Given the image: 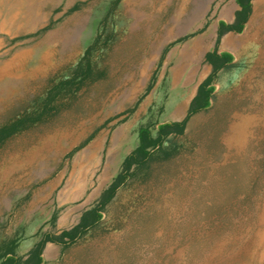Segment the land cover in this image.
Listing matches in <instances>:
<instances>
[{"label": "rangeland", "instance_id": "rangeland-1", "mask_svg": "<svg viewBox=\"0 0 264 264\" xmlns=\"http://www.w3.org/2000/svg\"><path fill=\"white\" fill-rule=\"evenodd\" d=\"M114 1L0 0V125L16 110H36L93 43L92 65L103 72L74 98L61 97L57 105L65 106L47 120L0 147V255L5 242L18 239L15 252L25 258L42 232H57L49 216L62 189L68 223L80 207L93 206L138 144L139 127L151 124L155 130L184 118L209 71L204 52L215 47L227 0ZM259 1L250 68L227 69L225 86L218 73L210 106L189 119L184 134L164 140L162 147L173 151L169 158H153L137 169L107 204L97 229L61 253L52 250L57 257L48 264H264V0ZM61 172L63 182L55 188ZM212 175L220 178L215 182Z\"/></svg>", "mask_w": 264, "mask_h": 264}, {"label": "trees", "instance_id": "trees-1", "mask_svg": "<svg viewBox=\"0 0 264 264\" xmlns=\"http://www.w3.org/2000/svg\"><path fill=\"white\" fill-rule=\"evenodd\" d=\"M237 1L241 8L235 13V20L229 24L224 21L218 22L219 27L217 28L215 48L205 54V61L212 66L211 71L198 84L196 93L193 96L195 99L191 98V102H189L188 105L189 108H187L184 118L161 123L155 130L150 124L141 125L138 130V144L123 158L120 170L112 178L108 186L102 190L95 204L83 210L76 224L59 232H42L25 258L18 256L15 252L18 239H11L5 242L1 248L0 264H42V253L47 242L61 244L64 249L77 242L87 232L101 223L104 214L103 211H105L104 209H106L107 204L115 196L117 190L123 186L129 178L135 175L137 169L148 166L153 158L168 157L172 154L173 151H167L162 147L164 140L169 135H179L178 133H183L189 119L194 114L209 107L215 89L214 82L217 79L219 70L230 60V56L227 53H222L220 55L217 51L221 36L229 30H241L244 21L251 12V0ZM117 2L118 0L114 1L115 4ZM96 40H98V38ZM179 40H182V38L178 39V41ZM93 47L94 43L86 48L84 55L75 66L71 75L51 86L36 110L28 111L27 108L16 110V114L0 125V147L14 134L47 120L48 116L58 111V107L65 106V103H63V105H57V101L60 100L61 97H67V99L74 98L76 92L86 84L87 81L100 78L103 75L102 71L95 70L92 65L90 54ZM155 74L156 72H154L147 90L151 88ZM128 111H132V109ZM158 153L163 154L154 157L155 154ZM53 222L54 216L52 217L51 223Z\"/></svg>", "mask_w": 264, "mask_h": 264}, {"label": "crops", "instance_id": "crops-1", "mask_svg": "<svg viewBox=\"0 0 264 264\" xmlns=\"http://www.w3.org/2000/svg\"><path fill=\"white\" fill-rule=\"evenodd\" d=\"M259 0H251V12L249 13L247 19L244 21L241 30H229L226 31L220 38L217 51L221 55L222 53H227L230 56V60L219 70V85L225 86L227 80V69L232 68L234 70H238L240 67H249V63L254 60L253 57L257 52L256 45L250 40L252 36H255V30L253 29V23L255 21V16L258 14ZM236 3V4H235ZM241 8L239 2L237 0H227L222 6V16L220 17L219 21H224L225 23L229 24L235 20V13ZM254 17V18H253ZM253 18V19H252ZM244 27V28H243ZM247 28V29H246ZM252 30V31H251ZM228 37V38H227ZM247 41V42H246ZM251 44V45H250ZM242 45V46H241ZM254 45V46H253ZM246 47V48H245ZM255 47V48H253ZM215 47H209L204 52V56L206 52L212 51ZM248 50V51H247ZM250 54V55H249ZM244 55V57H243ZM237 56V57H236ZM248 58V59H247ZM205 59V57H204ZM245 59V60H243ZM249 60V61H248ZM207 63V69H209L208 73L211 71V64ZM245 63V64H244ZM238 66V67H237ZM156 72V71H155ZM203 76L200 82L208 75ZM154 74V73H153ZM199 82V83H200ZM198 83V84H199ZM197 84V86H198ZM193 91L191 98L196 93V89ZM189 99V101L191 100ZM189 101L187 103V108L189 105ZM63 182V172H61L60 176L55 178L54 186L60 185ZM63 186V185H62ZM53 209L49 216L50 222L52 221V217L54 216V222L57 232L65 229L70 228L74 224L79 221L81 213L86 208L80 207V214H77V218H74L72 223H68V211L63 212V189L61 190L59 196L54 200ZM33 246V245H32ZM58 246V247H57ZM45 256H43V263L48 264L50 260L57 257V255L53 256L51 254L52 250H58L60 253L63 252L64 248L61 244L57 245L55 242H47L45 245ZM30 249V248H29ZM49 254V255H48ZM48 256V257H47Z\"/></svg>", "mask_w": 264, "mask_h": 264}, {"label": "bare ground", "instance_id": "bare-ground-1", "mask_svg": "<svg viewBox=\"0 0 264 264\" xmlns=\"http://www.w3.org/2000/svg\"><path fill=\"white\" fill-rule=\"evenodd\" d=\"M5 1H7V0H5ZM37 1H38V0H37ZM40 1H41V0H40ZM62 1H63V0H62ZM98 1H99V0H98ZM10 2H11V1H10ZM10 2H9V3H10ZM78 2H79V1H78ZM84 2H85V1H84ZM0 3H1V2H0ZM19 3H20V2H19ZM43 3H44V1H42V4H43ZM50 3H51V1H50ZM1 4H2V3H1ZM4 4H5V3H4ZM36 4H37V3H36ZM76 4H77V3H76ZM235 4H236V3H235ZM262 4H263V3H262ZM15 5H16V4H15ZM37 5H38V4H37ZM37 5H35V6H37ZM48 5H49V4H48ZM74 5H75V4H74ZM40 6H41V5H39V7H40ZM62 6H63V5H62ZM10 7H11V6H10ZM12 7H13V6H12ZM172 7H173V6H172ZM5 8H6V7H5ZM221 8H222V7H221ZM10 9H11V8H10ZM10 9H9V10H10ZM29 9H30V8H29ZM39 9H40V8H39ZM48 9H49V8H48ZM45 10H46V9H45ZM55 10H56V9H55ZM61 10H62V9H61ZM70 10H71V9H70ZM222 10H223V9H222ZM0 11H1V10H0ZM31 11H32V10H31ZM33 11H34V10H33ZM49 11H50V10H49ZM53 11H54V10H53ZM85 11H86V10H85ZM14 12H15V11H14ZM25 12H26V11H25ZM43 12H44V11H43ZM31 13H32V12H31ZM3 14H4V13H3ZM5 14H6V13H5ZM11 14H12V13H11ZM62 14H64V13H62ZM169 14H170V13H169ZM260 14H261V13H260ZM263 14H264V13H263ZM0 15H1V12H0ZM35 15H36V14H35ZM261 15H262V14H261ZM28 16H29V15H28ZM165 16H166V15H165ZM49 17H51V16H49ZM64 17H65V16H64ZM19 18H20V17H19ZM21 18H22V17H21ZM24 18H25V17H24ZM53 18H54V17H53ZM58 18H59V17H58ZM58 18H57V20H58ZM253 18H254V17H253ZM253 18H252V19H253ZM22 19H23V18H22ZM27 19H28V18H27ZM43 19H44V18H43ZM43 19H42V20H43ZM81 19H82V18H81ZM260 19H261V18H260ZM13 20H14V19H13ZM89 20H90V18H89ZM25 21H26V20H25ZM27 21H28V20H27ZM54 21H55V20H54ZM59 22H60V21H59ZM54 23H55V22H54ZM15 24H16V23H15ZM24 24H25V23H24ZM40 24H43V23H40ZM74 24H75V23H74ZM216 24H217V23H216ZM49 25H50V24H49ZM55 25H56V24H55ZM206 25H207V24H206ZM206 25H205V26H206ZM211 25H212V24H211ZM14 26H15V25H14ZM18 26H20V24H18ZM33 27H34V26H33ZM44 27H45V26H44ZM49 27H50V26H49ZM212 27H213V26H212ZM218 27H219V26H218ZM13 28H14V27H13ZM37 28H38V27H37ZM42 28H43V27H42ZM52 28H53V27H52ZM120 28H122V27H120ZM125 28H127V27H125ZM131 28H132V27H131ZM243 28H244V27H243ZM16 29H18V28H16ZM140 29H141V27H140ZM144 29H145V28H144ZM212 29H213V28H212ZM246 29H247V28H246ZM18 30H19V29H18ZM31 30H32V29H31ZM123 30H124V29H123ZM137 30H138V29H137ZM197 30H198V29H197ZM216 31H217V29H216ZM251 31H252V30H251ZM37 32H38V31H37ZM197 32H198V31H197ZM211 32H212V30H211ZM214 32H215V31H214ZM134 33H135V32H134ZM187 33H188V32H187ZM204 33H205V32H204ZM15 34H16V33H15ZM34 34H35V33H34ZM130 34H131V32H130ZM4 35H5V34H4ZM150 35H151V34H150ZM114 36H115V35H114ZM116 36H117V35H116ZM128 36H130V35H128ZM131 36H132V35H131ZM196 36H197V35H196ZM204 36H205V35H204ZM116 38H117V37H116ZM116 38H115V39H116ZM149 38H150V37H149ZM200 38H201V37H200ZM227 38H228V37H227ZM0 39H1V38H0ZM35 39H36V38H35ZM113 39H114V38H113ZM197 39H198V38H197ZM133 40H134V39H133ZM150 40H151V39H150ZM139 41H140V40H139ZM199 41H200V40H199ZM0 42H1V41H0ZM134 42H135V41H134ZM148 42H149V41H148ZM190 42H191V41H190ZM246 42H247V41H246ZM203 44H204V43H203ZM134 45H135V44H134ZM186 45H188V44H186ZM186 45H185V46H186ZM250 45H251V44H250ZM2 46H3V45H2ZM154 46H155V45H154ZM201 46H202V45H201ZM241 46H242V45H241ZM253 46H254V45H253ZM26 47H27V46H26ZM28 47H29V46H28ZM188 47H189V45H188ZM206 47H207V46H206ZM20 48H22V47H20ZM20 48H19V49H20ZM118 48H119V47H118ZM179 48H180V47H179ZM183 48H184V47H183ZM185 48H186V47H185ZM245 48H246V47H245ZM253 48H255V47H253ZM2 49H3V48H2ZM11 50H12V49H11ZM247 51H248V50H247ZM144 52H145V51H144ZM256 53H257V52H256ZM24 54H25V53H24ZM144 55H145V54H144ZM249 55H250V54H249ZM4 56H5V55H4ZM6 56H7V55H6ZM147 56H148V55H147ZM1 57H2V56H1ZM144 57H145V56H144ZM236 57H237V56H236ZM243 57H244V55H243ZM255 57H256V56H255ZM157 58H158V57H157ZM14 59H15V58H14ZM175 59H177V58H175ZM179 59H180V58H179ZM247 59H248V58H247ZM243 60H245V59H243ZM141 61H143V60H141ZM167 61H168V60H167ZM177 61H178V60H177ZM248 61H249V60H248ZM200 63H201V62H200ZM252 63H253V62H252ZM0 64H1V63H0ZM139 64H140V63H139ZM165 64H166V63H165ZM165 64H164V65H165ZM193 64H194V63H193ZM244 64H245V63H244ZM189 65H190V64H189ZM194 65H195V64H194ZM249 66H250V65H249ZM6 67H7V66H6ZM192 67H193V66H192ZM237 67H238V66H237ZM4 68H5V67H4ZM190 68H191V67H190ZM242 68H243V67H242ZM249 68H250V67H249ZM185 69H186V68H185ZM188 70H189V69H188ZM186 71H187V69H186ZM236 71H237V70H236ZM246 71H247V70H246ZM149 72H150V71H149ZM241 72H242V71H241ZM232 73H233V72H232ZM232 73H231V74H232ZM238 73H239V72H238ZM245 74H246V73H245ZM234 75H235V74H234ZM238 75H240V74H238ZM243 75H244V74H243ZM243 75H242V76H243ZM183 76H184V75H183ZM186 76H187V74H186ZM231 76H232V75H231ZM149 77H150V76H149ZM249 77H250V76H249ZM7 78H8V77H7ZM182 78L184 79V77H182ZM240 78H241V77H240ZM135 79H136V78H135ZM230 79H231V77H230ZM249 79H250V78H249ZM252 79H253V78H252ZM189 80H190V79H189ZM245 80H246V79H245ZM2 81H3V80H2ZM232 81H234V79H232ZM179 82H180V81H179ZM179 82H178V83H179ZM190 82H191V81H190ZM237 82H238V81H237ZM182 83H184V82H182ZM222 85H223V84H222ZM239 85H240V84H239ZM242 85H243V84H242ZM242 85H241V86H242ZM248 85H249V84H248ZM218 86H219V85H218ZM230 86H231V85H230ZM233 86H234V85H233ZM237 86H238V85H237ZM237 86H236V87H237ZM192 87H193V86H192ZM226 87H227V85H226ZM226 87H225V88H226ZM236 87H235V88H236ZM229 89H230V88H229ZM245 89H246V88H245ZM226 90H228V89H226ZM223 91H224V90H223ZM231 91H232V90H231ZM244 91H245V90H244ZM233 92H234V91H233ZM237 92H239V91H237ZM240 92H241V91H240ZM177 93H178V92H177ZM222 94H223V93H222ZM241 94H242V93H241ZM231 95H232V94H231ZM233 95H235V94H233ZM137 96H138V95H137ZM237 96H238V93H237ZM221 97H222V96H221ZM258 97H260V96H258ZM192 98H194V97H192ZM231 98H232V97H231ZM235 98H236V97H235ZM237 98H238V97H237ZM237 98H236V99H237ZM240 98H241V97H240ZM242 98H243V97H242ZM182 99H183V98H182ZM194 99H195V98H194ZM217 99H218V98H217ZM229 99H230V98H229ZM238 99H239V98H238ZM238 99H237V100H238ZM245 99H246V97H245ZM183 100H184V99H183ZM224 100H226V97H225ZM242 100H243V99H242ZM248 100H249V99H248ZM215 101H217V100H215ZM231 101H232V100H231ZM235 101H236V100H235ZM235 101H234V102H235ZM249 101H250V100H249ZM255 101H256V100H255ZM189 102H191V101H189ZM221 102H222V101H221ZM223 102H224V101H223ZM227 102H228V101H227ZM237 102H238V101H237ZM239 102H240V101H239ZM242 102H243V101H242ZM218 103L221 104L219 101H218ZM218 103H216V104H218ZM251 103H252V102H251ZM251 103H250V104H251ZM254 103H255V102H254ZM179 104H180V103H179ZM183 104H184V103H183ZM243 104H244V103H243ZM243 104H242V105H243ZM176 105H177V104H176ZM231 105H232V104H231ZM239 105H240V104H239ZM248 105H249V104H248ZM180 106H181V105H180ZM180 106H179V107H180ZM209 106H210V105H209ZM225 106H226V105H225ZM175 107H176V106H175ZM230 107H231V106H230ZM250 107H251V106H250ZM250 107H249V108H250ZM188 108H189V107H188ZM215 108H216V107H215ZM246 108H247V107H246ZM217 109H219V108H217ZM240 109H242V108L240 107ZM166 110H167V109H166ZM214 110H215V109H214ZM220 110H221V109H220ZM231 110H232V109H231ZM237 110H238V109H237ZM237 110H236V111H237ZM243 110H244V109H243ZM245 110H246V109H245ZM172 111H173V110H172ZM208 111H209V110H208ZM240 111H241V110H240ZM223 112H224V111H223ZM225 112H226V111H225ZM238 112H239V111H237V113H238ZM207 113H208V112H207ZM242 113H243V112H242ZM163 114H164V113H163ZM215 114H216V112H215ZM240 114H241V113H240ZM250 114H251V113H250ZM177 115H178V114H176V116H177ZM204 115H206V114H204ZM221 115H223V114H221ZM236 115H237V114H236ZM238 115H239V114H238ZM165 116H167V115H165ZM168 116H169V115H168ZM181 116H182V115H181ZM181 116H180V117H181ZM226 116H227V115H226ZM178 117H179V116H178ZM215 117H216V116H215ZM172 118H173V117H172ZM222 118H223V117H222ZM173 119H174V118H173ZM175 119H176V118H175ZM192 119H193V118H192ZM204 119H205V118H204ZM216 119H217V118H216ZM216 119H215V120H216ZM219 119H220V118H219ZM223 119H224V118H223ZM229 119H230V118H229ZM162 120H163V119H162ZM225 120H226V119H225ZM225 120H224V121H225ZM236 120H237V119H236ZM236 120H235V121H236ZM224 121H223V123H224ZM227 121H228V120H227ZM227 121H226V122H227ZM202 122H203V121H202ZM215 122H216V121H215ZM215 122H214V123H215ZM229 122H230V121H229ZM239 122H241V125H242V121L240 120ZM247 122H248V120H247ZM188 123H189V122H188ZM199 123H200V122H199ZM244 123H246V122H244ZM207 124H209V122H208ZM150 125H151V124H150ZM195 125H196V124H195ZM210 125H212V124H210ZM196 126H197V125H196ZM204 126H205V123H204ZM204 126H203V127H204ZM207 126H208V125H207ZM207 126H206V127H207ZM223 126H224V125H223ZM230 126H231V125H230ZM246 126H248L247 123H246ZM147 127H148V126H147ZM186 127H187V126H186ZM221 127H222V126H221ZM232 127H233V126H232ZM232 127H231V128H232ZM247 128H248V127H247ZM247 128H246V129H247ZM221 129H222V128H221ZM184 130H185V129H184ZM184 130H183V131H184ZM222 130L225 131V127H224V129H222ZM199 131H200V130H199ZM217 131H219L218 128H217ZM192 132H193V131H192ZM213 132H214V131H213ZM215 132H216V131H215ZM230 132L232 133V130H231ZM236 132H237V131H236ZM177 133H178V132H177ZM181 133H182V132H181ZM181 133H178V134H181ZM216 133H217V132H216ZM222 133H223V132H222ZM237 133H238V132H237ZM152 134H154V133H152ZM183 134H184V133H183ZM214 134H215V133H214ZM214 134H213V135H214ZM189 135H190V134H189ZM215 135H216V134H215ZM221 135H222V134H221ZM235 135H236V134L234 133V137H236ZM180 136H181V135H180ZM226 136H228V135H226ZM226 136H225V137H226ZM186 137H187V135H186ZM225 137H224V138H225ZM234 137H233V138H234ZM244 137H245V136H244ZM244 137H243V138H244ZM214 138H216V137H214ZM186 139H187V138H186ZM195 139H196V138H195ZM208 139H209V137H208ZM210 139H211V138H210ZM216 139H217V138H216ZM187 140H188V139H187ZM212 140H214V139L212 138ZM243 140H244V139H243ZM215 141H216V140H215ZM224 141H226V140L224 139ZM229 141H230V140H229ZM229 141H228L227 143L231 144L232 141H231V142H229ZM241 141H242V140H241ZM125 142H126V141H125ZM189 142H190V141H189ZM191 142H192V141H191ZM197 142H198V141H197ZM216 142H217V141H216ZM166 143H167V142H166ZM219 143H220V142H219ZM204 144H205V143H204ZM211 144H213V143H211ZM214 144H215V142H214ZM236 144H237V143H236ZM239 144H240V143H239ZM164 145H165V144H164ZM185 145H187V144H185ZM209 145H210V144H209ZM215 145H216V144H215ZM225 145H228V144H225ZM225 145H224V146H225ZM233 145H234V144H233ZM240 145H241V144H240ZM187 146H189V145H187ZM190 146H191V145H190ZM220 146H221V145H220ZM231 146H232V145H230V147H231ZM236 146H238V144H237ZM185 147H186V146H185ZM213 147H214V146H213ZM188 148H189V147H188ZM218 148H219V147H218ZM225 148H227V147H225ZM233 148H234V147H233ZM190 149H191V148H190ZM229 149H230V148H229ZM184 150H185V149H184ZM195 150H196V149H195ZM195 150H194V152L197 151V150H196V151H195ZM198 150H199V148H198ZM206 150H207V149H206ZM187 151H188V150H187ZM230 151H231V150H230ZM176 152H177V151H176ZM181 152H183L182 149H181ZM184 152H185V151H184ZM188 152L190 153V151H188ZM192 152H193V151H192ZM199 152H200V151H198V153H199ZM250 153H251V152H250ZM176 154H177V153H176ZM176 154H175V155H176ZM179 154H180V153H179ZM179 154H178V155H179ZM192 154H193V153H192ZM213 154H214V153H213ZM166 155H167V154H166ZM200 155H201V154H200ZM202 155H203V154H202ZM169 156H170V155H169ZM169 156H168V157L166 156V157L169 158ZM172 156H173V155H172ZM203 156H204V155H203ZM205 156H206V155H205ZM205 156H204V157H205ZM182 157H183V156H182ZM206 157H207V156H206ZM211 157H212V156H211ZM248 157H249V156H248ZM252 157H253V156H252ZM164 158H165V157H164ZM170 159H171V158H170ZM206 159H207V158H206ZM248 159H249V158H248ZM153 160H155V159H153ZM165 160H166V159H165ZM180 160H181V159H180ZM197 160H198V159H197ZM250 160H251V159H250ZM151 161H152V160H151ZM151 161H150V162H151ZM157 161H158V160H157ZM160 161H161V160H160ZM160 161H158V162H160ZM192 161H193V160H192ZM199 161H200V160H199ZM154 162H155V161H154ZM163 162H164V161H163ZM176 162H177V161H176ZM151 163H152V162H151ZM183 163H184V162H183ZM196 163H197V162H196ZM199 163H200V162H199ZM228 163H229V162H228ZM233 163H234V162H233ZM154 164H155V163H154ZM184 164H185V163H184ZM188 164L190 165V163H188ZM197 164H198V163H197ZM201 164H202V162H201ZM226 164H227V163H226ZM159 165H160V164H159ZM161 165H162V163H161ZM161 165H160V166H161ZM173 165H174V164H173ZM175 165H176V164H175ZM195 165H196V164H195ZM224 165H225V164H224ZM149 166H150V164H149ZM156 166H158V164H157ZM167 166H168V164H167ZM200 166H201V165H200ZM230 166H231V164H230ZM232 166H233V165H232ZM196 167H197V165H196ZM226 167H227V166H226ZM147 168H148V167H147ZM155 168H156V167H155ZM160 168H161V167H160ZM160 168H159V169H160ZM162 168H163V167H162ZM162 168H161V169H162ZM190 168H191V167H190ZM194 168H195V167H194ZM199 168H200V167H199ZM234 168H236V167H234ZM237 168H238V167H237ZM251 168H252V167H251ZM143 169H144V167H143ZM149 169H151V168H149ZM149 169H148V170H149ZM163 169H164V168H163ZM167 169H168V168H167ZM181 169H182V168H181ZM157 170H158V167H157L156 171H157ZM165 170H166V169H165ZM165 170H164V171H165ZM174 170H175V169H174ZM180 171H181V170H180ZM149 172H150V171H149ZM159 172H160V171H159ZM171 172H172V171H171ZM229 172H230V171H229ZM142 173H143V172H142ZM146 173H147V171H146ZM157 173H158V172H157ZM184 173H185V172H184ZM190 173H191V172H190ZM226 173H227V172H226ZM240 173H241V172H240ZM155 174H156V173H155ZM193 174H194V173H193ZM143 175H144V174H143ZM150 175H151V174H150ZM150 175H149V176H150ZM230 175H231V174H230ZM234 175H235V174H234ZM139 176H140V175H139ZM149 176H147V179H149V178H148ZM161 176H162V175H161ZM189 176H190V175H189ZM191 176H192V175H191ZM218 176H219V175H217V177H218ZM227 176H229V175H227ZM136 177H137V176H136ZM141 177H142V176H141ZM159 177H160V176H159ZM192 177H193V176H192ZM212 177L215 179V176L212 175ZM217 177H216V179H217ZM231 177H232V175H231ZM234 177H235V176H234ZM134 178H135V177H134ZM153 178H154V177H153ZM187 178H188V177H187ZM189 178H190V177H189ZM219 178H220V176H219ZM235 178H236V177H235ZM216 179H215V182H216ZM206 180H207V179H206ZM221 180H222V179H221ZM137 181H138V180H137ZM222 181H223V180H222ZM222 181H221V182H222ZM132 182H134V181L132 180ZM130 183H131V182H130ZM135 183H136V181H135ZM198 183H199V181H198ZM201 183H202V182H201ZM205 183H206V182H205ZM209 183H211V182H209ZM184 184H185V183H184ZM196 184H197V183H196ZM218 184H219V182H218ZM222 184H223V183H222ZM137 185H138V184H137ZM137 185H136V186H137ZM197 185H198V184H197ZM192 186H194V185H192ZM213 186H214V185H213ZM123 187H124V186H123ZM126 187H127V186H126ZM200 187H201V185H200ZM205 187H207V186L205 185ZM205 187H204V188H205ZM144 188H145V187H144ZM192 188H193V187H192ZM204 188L202 187V189H204ZM120 189H121V188H120ZM129 189H130V188H129ZM142 189H143V188H142ZM227 189H228V188H227ZM124 190H125V189H124ZM126 190H127V189H126ZM187 190H188V189H187ZM192 190H193V189H192ZM197 190L199 191V189H197ZM236 190H237V186H236ZM200 191H201V189H200ZM202 191H203V190H202ZM152 192H153V191H152ZM183 192H184V191H183ZM194 193H195V192H194ZM232 193H233V192H232ZM161 194H162V193H161ZM178 194H179V193H178ZM214 194H215V193H214ZM128 195H129V194H128ZM128 195H127V196H128ZM149 195H150V194H148V197H149ZM216 195H217V194H216ZM234 195H235V194H234ZM247 195H248V194H247ZM160 196H161V195H160ZM181 196H182V195H181ZM199 196H201V194H200ZM199 196H198V197H199ZM230 196H231V195H230ZM192 197H194V196H192ZM129 198H130V197H129ZM160 198H161V197H160ZM212 198H213V197H212ZM214 198H215V197H214ZM214 198H213V199H214ZM217 198H219V196H217ZM150 199H151V198H150ZM199 199H200V197H199ZM236 199H238V198H236ZM142 200H143V198H142ZM200 200H201V199H200ZM202 200H205V199H202ZM206 200H208V199L206 198ZM215 200H216V199H215ZM232 200H233V199H232ZM112 201H113V200H112ZM136 201H137V200H136ZM174 201H175V199H174ZM211 201H212V200H211ZM211 201H210V203H211ZM213 201H214V200H213ZM115 202H116V201H115ZM161 202H162V201H161ZM197 202H198V201H197ZM197 202H196V204H197ZM204 202H205V201H204ZM231 202H232V201H231ZM138 203H139V202H138ZM156 203H157V202H156ZM158 203H159V201H158ZM109 204H110V203H109ZM115 204H116V203H115ZM115 204H114V205H115ZM131 204H132V202H131ZM207 204H208V203H207ZM128 205H129V204H128ZM160 205H161V204H160ZM188 205H189V204H188ZM118 206H119V205H118ZM109 207H110V206H109ZM114 207H115V206H114ZM126 207H127V206H126ZM129 207H130V206H129ZM133 207H134V206H133ZM118 208H119V207H118ZM122 208H123V206H122ZM124 208H125V204H124ZM124 208H123V210H124ZM200 208H201V207H200ZM104 210H105V209H104ZM115 210H116V209H115ZM125 210H126V209H125ZM204 210H206V208H205ZM204 210H203V211H204ZM102 211H103V210H102ZM105 211H106V210H105ZM110 211H111V210H110ZM134 211H135V210H134ZM103 212H104V211H103ZM107 212H108V211H107ZM112 212H113V211H112ZM114 212H115V211H114ZM117 212H119V211H117ZM122 212H123V211H122ZM124 212H125V211H124ZM126 212H127V211H126ZM116 214H117V213H116ZM195 214H196V212H195ZM195 214H193V215H195ZM206 214H207V213H206ZM206 214H203L202 216H204V215H206ZM110 215H111V214H110ZM131 215H132V214H131ZM111 216H112V215H111ZM124 216H125V215H124ZM106 217H107V216H106ZM118 217H119V216H118ZM113 218H114V217H113ZM122 219H124V218H122ZM111 220H112V219H111ZM119 220H120V219H119ZM119 220H118V221H119ZM106 222H107V220H106ZM190 222H191V221H190ZM99 223H100V222H99ZM109 223H110V222H109ZM109 223H108V224H109ZM117 223H118V222H117ZM117 223H116V224H117ZM103 224H104V223H103ZM106 224H107V223H106ZM110 224H111V223H110ZM118 224H119V223H118ZM188 224H189V223H188ZM97 227H98V226H97ZM97 227H96V229H97ZM186 227H187V226H186ZM188 227H189V226H188ZM101 229H103V228H101ZM101 229H100V230H101ZM109 229H110V228H109ZM118 229H119V228H118ZM171 229H172V228H171ZM100 230H98V231H100ZM105 230H107V229H105ZM105 230H104V231H105ZM172 230H173V229H172ZM92 231H93V229H92ZM93 232H94V231H93ZM175 234H176V233H175ZM97 235H98V234H97ZM172 238H173V237H172ZM99 239H100V238H99ZM102 239H104V238H102ZM82 240H83V239H82ZM106 240H107V239H106ZM115 240H116V239H115ZM193 243H194V242H193ZM190 244H191V243H190ZM187 245H188V244H187ZM192 245H193V244H192ZM160 247H161V246H160ZM162 247H163V246H162ZM74 248H75V247H74ZM72 249H73V248H72ZM92 249H93V248H92ZM75 250H77V249H75ZM107 251H108V249H107ZM73 252H76V251H73ZM108 252H109V251H108ZM51 253H52V252H51ZM65 253H67V252H65ZM70 253H71V252H70ZM94 253H95V252H94ZM139 253H141V252H139ZM48 255H49V254H48ZM143 255H144V254H143ZM54 256H55V255H54ZM47 257H48V256H47ZM139 257H140V256H139ZM53 259H54V257H53ZM96 259H97V258H96ZM61 261H62V260H61ZM65 263H66V262H65ZM135 263H136V261H135ZM61 264H62V263H61ZM172 264H173V263H172Z\"/></svg>", "mask_w": 264, "mask_h": 264}]
</instances>
